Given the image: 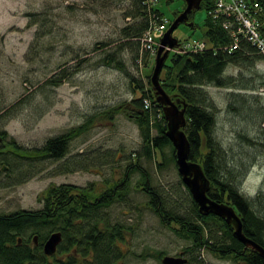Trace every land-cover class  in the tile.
Instances as JSON below:
<instances>
[{
  "label": "rangeland",
  "instance_id": "374dc122",
  "mask_svg": "<svg viewBox=\"0 0 264 264\" xmlns=\"http://www.w3.org/2000/svg\"><path fill=\"white\" fill-rule=\"evenodd\" d=\"M129 5L128 0H0V109L10 108L21 97H29L19 106H12L10 114L0 112V131L7 133L5 141H0V149L3 157L9 158L5 164L8 169L3 170L4 165H0V214L43 209L44 196L52 185L103 188L107 180L124 178L128 165L139 159L151 187L162 198H168L177 213H188L192 215L189 220L196 219L191 208L193 197L182 184L171 159V147H165L163 159L159 150L156 157L150 158L143 151L138 124L129 112L115 114L112 120L99 116L138 96L133 91V79L147 86V76L151 78L155 66L154 57L142 41L138 53L136 43L124 42L121 29L129 21L125 17ZM153 6L170 22L176 12L186 7L184 0H157ZM192 18L193 26L182 23L173 36L180 43L200 40L211 45L205 34L206 8L195 11ZM163 35L164 32L152 34L155 41ZM102 43L107 45L102 47ZM108 54L114 59L112 65L106 64ZM173 56L171 52L166 62L170 63ZM117 62L124 69L117 67ZM60 64L66 69L64 73L58 67ZM61 73V85H47L50 78ZM225 76L257 89L234 92L230 88L206 87L215 104L216 139L229 158L248 168L241 192L254 198L262 191L263 200L258 206L264 209V150L242 140L245 133L253 139L258 137L256 125L264 113V61H257L253 67L231 65ZM234 93L249 96L246 109L233 108ZM97 116L90 130L72 142L66 158H41L38 149L48 139ZM12 140L28 150L20 154L23 158L31 156L33 163L18 158L19 152L17 156L13 154L8 145ZM66 161H71L75 171L63 173L60 166ZM19 168L23 170L20 174ZM12 169L14 174L9 178ZM26 176L25 182L19 184V179ZM129 181L126 201L103 210L112 223L133 228L122 245L125 256L119 264H160L157 251L170 256L184 252L189 257L185 250L189 239L178 236L148 208L149 197L142 191L140 173H134ZM201 258L207 264H235L207 249L202 250Z\"/></svg>",
  "mask_w": 264,
  "mask_h": 264
},
{
  "label": "trees",
  "instance_id": "16d2710c",
  "mask_svg": "<svg viewBox=\"0 0 264 264\" xmlns=\"http://www.w3.org/2000/svg\"><path fill=\"white\" fill-rule=\"evenodd\" d=\"M128 1H130V5L125 17L129 21L121 29V33L125 39L124 42L137 44L138 53L141 41L143 46L145 45L146 32L152 24L160 23L164 15L160 10L155 9L149 0ZM260 2L264 4V0H260ZM203 6L207 11L205 34L210 40V47L202 52L174 54L170 63L166 62L163 68L161 83L169 95L188 103L187 124L184 131L191 145L190 159L202 164L205 174L211 180L209 196L218 202L234 206L241 217L244 234L264 246V209L258 206L260 200H263L262 191L254 198L241 192L242 180L248 168L245 163L237 164L233 158H229L228 152L226 153L216 139L215 104L206 89L207 86H215L230 88L234 92L236 90L239 92L256 91L255 87L240 85L234 77L225 76V72L231 65L253 67L257 61H264V54L248 41H243L241 47L234 52L226 51V45L231 42L230 31L222 26L221 18L213 20L210 17L209 11L214 6V0H204L201 8ZM193 14H190V20L193 19ZM105 45L107 43H102V47ZM113 63L114 59L108 54L106 64L112 65ZM116 65L120 69H124V65L120 62H117ZM58 67L62 69L63 73L66 71V69L64 71V67L61 68L62 64ZM63 77L62 73L54 76L47 81V85L57 87L62 84L63 79L61 78ZM147 77V86L138 79L134 78L132 81L135 84L133 86L134 94L139 93L138 96L134 95L131 101L120 103L103 111L99 116L102 118L105 116L112 120L115 114L129 112L131 114L129 116L133 117L138 124L143 139L144 153L151 158L156 157L157 150H159L163 159L165 147L170 146L171 159L177 167L175 149L166 135L167 121L162 106L157 103L152 91L150 75ZM232 95L236 103V105L231 103L233 108L236 110L246 109L245 105L250 101L249 96L242 93ZM28 98L21 97L12 103L11 107L19 106ZM146 101L150 103L148 108ZM10 108L3 107L0 112L4 111V113L10 114L13 107ZM95 118L98 116L88 118L84 123L65 134L48 139L43 147L38 149L41 158L45 157L44 159L55 161L66 158L70 153L72 142L90 130ZM263 121L264 113L256 125L259 132H257V138L253 139L247 133L242 134V138H244L242 140L249 145H260L262 150H264ZM6 137V131H0V141L4 142ZM5 144L6 142L3 143V145ZM8 145L12 146L14 155L19 152L18 158L32 161L31 156L22 157L23 155L20 153L26 154L28 150L21 149L15 140H12ZM2 154L4 155L0 149V165H4L2 169L6 170L8 168L5 167V164L9 163V158L3 157ZM32 163L29 165L30 168H33ZM74 163L78 164V161L75 160ZM71 165V161H66L60 168L64 170L63 173L73 172L75 168ZM158 165L162 166L160 162ZM20 171L23 170L19 168V174ZM136 172H139L142 177V191L149 197L146 202L148 208L178 236L189 239L190 243L185 249L189 254L186 264H207L206 260L201 258L203 249L218 253L222 258L232 260L235 264H241L240 261H243L244 264H264V259L258 252L246 248L234 237L232 225L213 214L203 216L193 198L191 208L196 219L189 220L192 215L188 213H177L176 208L171 207L168 198H162L160 192L151 187L150 177L140 164L139 159H134L128 165L122 175L124 178L120 177L113 182L107 180L103 188L66 184L52 185L47 191V195L44 196L43 209L18 210L0 214V264H52V257L44 253L43 246L54 232H61L63 236V240L58 246L60 254L65 255L76 248L78 255L81 254L82 258L79 260L74 254H71L70 259H59V264H119L125 256L122 245L126 244V237L133 228L120 222L112 223L103 210L116 202L126 201L131 187L129 180ZM13 174L14 170L12 169L9 178ZM27 177L19 179V184L24 183ZM182 184H184L183 181ZM185 187L189 191L186 185ZM36 235L39 240L37 245L34 243ZM164 254V251H157L156 255H158V259H161Z\"/></svg>",
  "mask_w": 264,
  "mask_h": 264
},
{
  "label": "water",
  "instance_id": "95a60500",
  "mask_svg": "<svg viewBox=\"0 0 264 264\" xmlns=\"http://www.w3.org/2000/svg\"><path fill=\"white\" fill-rule=\"evenodd\" d=\"M184 1L186 2L185 9L178 14L160 40L155 66L150 79L152 91L157 103L162 106L167 121L166 135L175 148L178 172L194 201L198 204L200 213L203 216L216 215L225 220L227 224L232 225L234 237L243 243L246 248L258 252L264 259V246L244 234L243 223L235 207L228 203L218 202L209 196L211 180L205 174L202 164L190 159L191 145L183 129L187 124L188 103L169 95L161 84L160 76L170 55V50L178 45L177 38L173 36L174 30L182 23L193 26V23L188 21L189 15L199 10L203 2V0ZM62 238L61 232L52 233L44 243V253L49 257L53 256L62 242ZM38 242V236L36 235L34 236V243L37 245ZM187 262L188 260L184 256L166 255L163 258V264H186Z\"/></svg>",
  "mask_w": 264,
  "mask_h": 264
},
{
  "label": "built area",
  "instance_id": "2783aa9c",
  "mask_svg": "<svg viewBox=\"0 0 264 264\" xmlns=\"http://www.w3.org/2000/svg\"><path fill=\"white\" fill-rule=\"evenodd\" d=\"M209 14L213 20L221 18L222 26L230 31L231 42L226 45V51L234 52L241 47L243 41H248L264 54V4L260 0H214ZM167 25L168 19L161 18L160 23H155L147 33L145 48L152 54L157 51L151 37L152 31L164 32ZM207 48L209 47L204 42L188 41L173 51L186 54L202 52ZM146 107H150L148 101Z\"/></svg>",
  "mask_w": 264,
  "mask_h": 264
},
{
  "label": "flooded vegetation",
  "instance_id": "af4514ba",
  "mask_svg": "<svg viewBox=\"0 0 264 264\" xmlns=\"http://www.w3.org/2000/svg\"><path fill=\"white\" fill-rule=\"evenodd\" d=\"M58 249H59V247H58ZM57 249V251H56V253L53 255V256H50V257H52V264H59V259H62V260H64V259H70L71 258V254H74L75 255V257H77V259L79 258V260L80 259H82L81 258V254L80 255H78V251H77V249L76 248H73L72 250H71V252L70 253H66L65 255L64 254H60L59 253V250ZM62 255H64L63 257H61ZM181 255H185V253L184 252H182V253H180V255L179 256H181ZM164 257H165V255H164ZM164 257H161V259H158L159 260V262H160V264H163V258ZM187 258V260H188V257H186ZM88 259V258H87ZM241 259H242V257H241ZM240 259V260H241ZM240 263L241 264H244V262L243 261H240Z\"/></svg>",
  "mask_w": 264,
  "mask_h": 264
},
{
  "label": "bare ground",
  "instance_id": "6f19581e",
  "mask_svg": "<svg viewBox=\"0 0 264 264\" xmlns=\"http://www.w3.org/2000/svg\"><path fill=\"white\" fill-rule=\"evenodd\" d=\"M62 240H63V238H62Z\"/></svg>",
  "mask_w": 264,
  "mask_h": 264
}]
</instances>
